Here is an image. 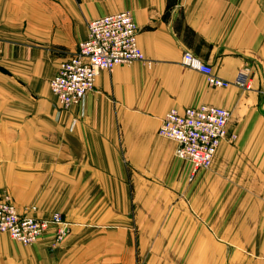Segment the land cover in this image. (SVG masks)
<instances>
[{"label": "crops", "instance_id": "crops-1", "mask_svg": "<svg viewBox=\"0 0 264 264\" xmlns=\"http://www.w3.org/2000/svg\"><path fill=\"white\" fill-rule=\"evenodd\" d=\"M125 11L145 60L60 111L59 65L90 21ZM185 51L249 86L210 87ZM263 91L264 0H0V195L71 227L56 246L55 226L28 246L0 233V264H264ZM198 104L231 110L238 139L195 173L158 131Z\"/></svg>", "mask_w": 264, "mask_h": 264}, {"label": "built area", "instance_id": "built-area-1", "mask_svg": "<svg viewBox=\"0 0 264 264\" xmlns=\"http://www.w3.org/2000/svg\"><path fill=\"white\" fill-rule=\"evenodd\" d=\"M139 27L130 12L106 15L90 21L89 34L78 50L59 65L50 86L60 111L80 105L87 94L94 91L99 74L114 67L145 57L138 43ZM182 64L206 76L210 87H228L231 84L248 87L246 78L231 83L215 75L213 67L185 51ZM264 94V91H263ZM231 110L219 106L198 104L185 108L169 109L159 127V135L177 144L175 155L194 166V172L207 169L223 142L234 143L236 132H229ZM22 213L9 194L0 195V233L24 245L38 243L55 226L53 246L69 236L71 227L60 212L50 218H37Z\"/></svg>", "mask_w": 264, "mask_h": 264}, {"label": "rangeland", "instance_id": "rangeland-1", "mask_svg": "<svg viewBox=\"0 0 264 264\" xmlns=\"http://www.w3.org/2000/svg\"><path fill=\"white\" fill-rule=\"evenodd\" d=\"M159 226V225H158ZM123 227H125V226H121V230H124L125 228H123ZM160 227H158L156 230H154V232L157 234L154 238H152L151 240H153V241H155L156 239H157V237H158V234H159V231H160V229H159ZM71 232V231H70ZM151 233V229H149V234ZM202 240V239H201ZM212 241H214V243H216V244H218V245H221V246H223L225 243H224V241H223V238H212L211 239ZM14 241V240H13ZM15 242H17V241H15ZM17 243H19V242H17ZM20 244H22V243H20ZM22 245H24V244H22ZM28 246V245H27Z\"/></svg>", "mask_w": 264, "mask_h": 264}]
</instances>
